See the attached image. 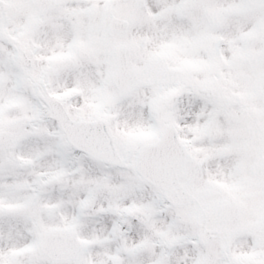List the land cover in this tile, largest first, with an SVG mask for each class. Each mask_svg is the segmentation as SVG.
I'll use <instances>...</instances> for the list:
<instances>
[{"label":"snow or ice","instance_id":"obj_1","mask_svg":"<svg viewBox=\"0 0 264 264\" xmlns=\"http://www.w3.org/2000/svg\"><path fill=\"white\" fill-rule=\"evenodd\" d=\"M0 264H264V0H0Z\"/></svg>","mask_w":264,"mask_h":264}]
</instances>
